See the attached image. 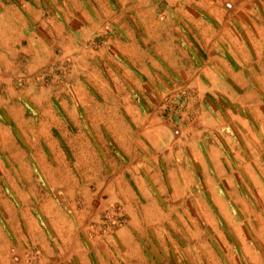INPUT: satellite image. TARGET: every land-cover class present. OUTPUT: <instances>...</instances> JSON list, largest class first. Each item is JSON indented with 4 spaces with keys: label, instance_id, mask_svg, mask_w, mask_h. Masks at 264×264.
Masks as SVG:
<instances>
[{
    "label": "rangeland",
    "instance_id": "374dc122",
    "mask_svg": "<svg viewBox=\"0 0 264 264\" xmlns=\"http://www.w3.org/2000/svg\"><path fill=\"white\" fill-rule=\"evenodd\" d=\"M0 264H264V0H0Z\"/></svg>",
    "mask_w": 264,
    "mask_h": 264
},
{
    "label": "bare ground",
    "instance_id": "6f19581e",
    "mask_svg": "<svg viewBox=\"0 0 264 264\" xmlns=\"http://www.w3.org/2000/svg\"><path fill=\"white\" fill-rule=\"evenodd\" d=\"M8 150H9V151H7V152H8V154H9L10 158L12 157V155H14V156H15V157H14L15 159H14L13 161L18 162V161H16V160H19V156L15 154V152H14V147H12V146L10 145L9 148H8Z\"/></svg>",
    "mask_w": 264,
    "mask_h": 264
},
{
    "label": "crops",
    "instance_id": "0c3cea01",
    "mask_svg": "<svg viewBox=\"0 0 264 264\" xmlns=\"http://www.w3.org/2000/svg\"><path fill=\"white\" fill-rule=\"evenodd\" d=\"M129 109V111H132V109L131 108H128ZM200 111H209V110H203V109H200ZM211 112H212V110H210Z\"/></svg>",
    "mask_w": 264,
    "mask_h": 264
}]
</instances>
